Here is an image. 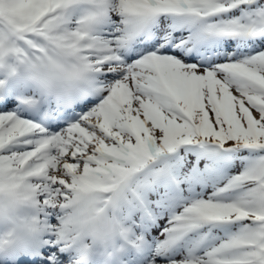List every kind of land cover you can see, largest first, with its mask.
Wrapping results in <instances>:
<instances>
[{
    "label": "snow or ice",
    "instance_id": "snow-or-ice-1",
    "mask_svg": "<svg viewBox=\"0 0 264 264\" xmlns=\"http://www.w3.org/2000/svg\"><path fill=\"white\" fill-rule=\"evenodd\" d=\"M5 37L18 62L63 42L87 77L0 95V186L45 235L3 264H264V0H0ZM84 192L116 224L99 260L71 230Z\"/></svg>",
    "mask_w": 264,
    "mask_h": 264
},
{
    "label": "clouds",
    "instance_id": "clouds-1",
    "mask_svg": "<svg viewBox=\"0 0 264 264\" xmlns=\"http://www.w3.org/2000/svg\"><path fill=\"white\" fill-rule=\"evenodd\" d=\"M0 47L5 65L9 57L15 61L13 65H6L11 76L19 75L46 99L63 102L85 86L87 71L74 48L63 42L55 44L54 51L44 52L37 59L19 62L17 47L10 46L7 37ZM69 217L72 232L77 234L82 244L86 240L89 242L85 245L89 259L99 260L98 254L115 239L114 218L89 192L81 193L80 198L73 202ZM0 228L4 236L0 249L7 248L10 241L20 237H37L42 231L35 207L22 189L10 186L7 174L0 186ZM93 239L96 241L94 249L90 243Z\"/></svg>",
    "mask_w": 264,
    "mask_h": 264
}]
</instances>
